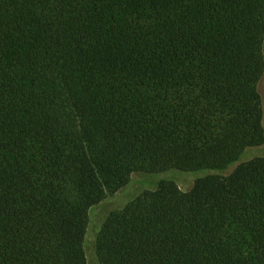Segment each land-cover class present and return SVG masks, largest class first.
Wrapping results in <instances>:
<instances>
[{
	"label": "trees",
	"instance_id": "16d2710c",
	"mask_svg": "<svg viewBox=\"0 0 264 264\" xmlns=\"http://www.w3.org/2000/svg\"><path fill=\"white\" fill-rule=\"evenodd\" d=\"M264 0H0V264H88L133 174L264 144ZM100 264H264V157L105 218Z\"/></svg>",
	"mask_w": 264,
	"mask_h": 264
},
{
	"label": "rangeland",
	"instance_id": "374dc122",
	"mask_svg": "<svg viewBox=\"0 0 264 264\" xmlns=\"http://www.w3.org/2000/svg\"><path fill=\"white\" fill-rule=\"evenodd\" d=\"M263 59H264V43H263ZM258 92L261 98V107L263 111L262 125L264 127V74L258 83ZM264 157V144L260 146L248 147L244 149L239 159L230 164L226 169L222 170H200L195 172H182L176 169H170L153 174H133L131 180L122 191L107 197L99 205L90 211L89 225L85 239V251L88 258V264H100L95 250V241L101 229V226L108 216L114 210L122 208L136 194L145 190H153L161 181H173L182 191H188L195 180L203 178L207 175L218 174L228 175L237 165L245 163L253 158Z\"/></svg>",
	"mask_w": 264,
	"mask_h": 264
}]
</instances>
